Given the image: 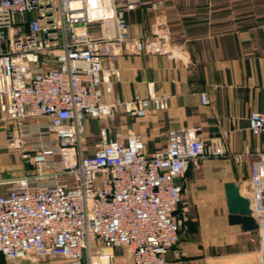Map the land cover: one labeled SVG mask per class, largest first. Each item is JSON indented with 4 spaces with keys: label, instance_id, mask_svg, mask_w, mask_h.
<instances>
[{
    "label": "built area",
    "instance_id": "obj_1",
    "mask_svg": "<svg viewBox=\"0 0 264 264\" xmlns=\"http://www.w3.org/2000/svg\"><path fill=\"white\" fill-rule=\"evenodd\" d=\"M139 0H0V114L10 124L3 149L34 170L0 181V255L5 264L32 256L67 264H113L114 250L131 264H167L186 221L177 180L190 165L226 156V133L204 139L199 128L170 129L166 146L147 155L139 136L98 129L87 151L88 123L122 112L144 118L167 107L149 85L146 98L106 99L120 79L116 60L149 54L186 62L167 24L151 22L130 36L125 14ZM157 12L160 5L151 2ZM200 104L209 106L205 92ZM264 137V106L248 117ZM113 134L111 138L110 135ZM249 154V153H245ZM245 200L264 239V149L253 153ZM240 162L242 155L232 157Z\"/></svg>",
    "mask_w": 264,
    "mask_h": 264
},
{
    "label": "crops",
    "instance_id": "obj_2",
    "mask_svg": "<svg viewBox=\"0 0 264 264\" xmlns=\"http://www.w3.org/2000/svg\"><path fill=\"white\" fill-rule=\"evenodd\" d=\"M139 1L137 9L125 14L130 36L143 39L151 22L162 19L187 60L145 53L117 58L120 79L106 99L146 98L151 84L154 96L167 107L151 108L144 118L120 112L113 128L139 136L147 155L166 146L170 129L197 127L204 139L227 134L225 157L190 165L176 181L184 189L186 221L177 245L182 256L169 252L167 264H264V239L256 230L231 222L227 208L230 193L247 195L253 153L264 149V137L248 129L249 114L264 106V47L258 43L264 31V0ZM151 2L160 5L159 11L150 9ZM200 92L208 95L209 106L200 104ZM3 120L0 114V150L6 134ZM236 154L242 155L240 162L232 158ZM9 163L0 155V167ZM2 174L0 181L9 180ZM120 251L124 255L114 254L113 264H131L128 254ZM0 264H5L2 255ZM13 264L67 262L29 256Z\"/></svg>",
    "mask_w": 264,
    "mask_h": 264
},
{
    "label": "rangeland",
    "instance_id": "obj_3",
    "mask_svg": "<svg viewBox=\"0 0 264 264\" xmlns=\"http://www.w3.org/2000/svg\"><path fill=\"white\" fill-rule=\"evenodd\" d=\"M261 39L259 40V44H262L264 47V31H261ZM3 124L5 125V132H7V130L10 129V124L8 123V121L3 120L2 121ZM113 124H115V122H110L109 120H100V121H91L89 123V127L86 129V133H85V137L83 140V144L84 146H86L87 151L91 150V146L92 144L96 143L98 140V129L101 126H112ZM0 155H4L5 157L8 158V160L10 161L9 165H7L6 167H0V173H3V179H15V178H19L22 177L23 175H25L28 172H31L34 170V167H31L30 165H28L26 162L22 161L19 158V155L17 152L15 151H8L5 149L0 150ZM201 161V160H200ZM114 254H122L124 255V253L120 250H114Z\"/></svg>",
    "mask_w": 264,
    "mask_h": 264
},
{
    "label": "water",
    "instance_id": "obj_4",
    "mask_svg": "<svg viewBox=\"0 0 264 264\" xmlns=\"http://www.w3.org/2000/svg\"><path fill=\"white\" fill-rule=\"evenodd\" d=\"M227 208L231 222L241 224L246 229L254 230L256 228L254 221L250 217L249 205L245 198L241 197L238 192L229 194Z\"/></svg>",
    "mask_w": 264,
    "mask_h": 264
}]
</instances>
